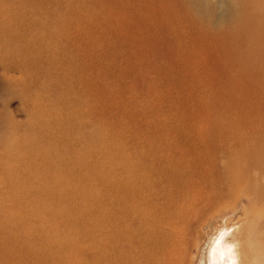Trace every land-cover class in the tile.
Here are the masks:
<instances>
[{
  "label": "bare ground",
  "instance_id": "obj_1",
  "mask_svg": "<svg viewBox=\"0 0 264 264\" xmlns=\"http://www.w3.org/2000/svg\"><path fill=\"white\" fill-rule=\"evenodd\" d=\"M106 1L132 6L163 55L179 50L174 41L188 40L175 85L190 84L201 68L227 86L206 83L209 100L202 103L195 91L181 93L204 112L194 115L195 135L140 139L116 162L110 205L96 209L93 233L84 225L68 235L58 221L66 206L58 213L52 207L65 202L64 185L87 188L95 175L91 163L67 138L52 136L43 124L33 127L25 149L0 157V205L18 209L16 216L2 215L0 264L67 263L63 249L78 238L87 243L84 254H94L93 264H264V113L257 99L241 96L249 89L244 72L259 67L252 61L228 72L220 59L232 61L231 51L248 43H259L254 50L264 53V0H232L233 15L221 26L218 0ZM242 213L252 216L250 224L228 223L229 215Z\"/></svg>",
  "mask_w": 264,
  "mask_h": 264
},
{
  "label": "rangeland",
  "instance_id": "obj_2",
  "mask_svg": "<svg viewBox=\"0 0 264 264\" xmlns=\"http://www.w3.org/2000/svg\"><path fill=\"white\" fill-rule=\"evenodd\" d=\"M231 1L218 0L220 26L233 15L227 10ZM135 12L118 1L109 6L106 0H0V157L19 146L25 149L37 124L83 152L93 179L87 188L64 185L66 203L52 205L55 213L66 206L64 219L58 221L66 223L68 235L84 225L95 231L96 209L101 203L110 205L112 170L140 139L195 135L199 126L194 115L203 111L192 109L182 92L195 91L202 103L209 100L206 83L219 80L227 86L215 72L201 68L188 79L190 84L175 85L187 62L183 53L188 40L174 41L179 50L163 55L159 42L140 29ZM258 44L237 46L228 63L220 59L228 72L256 62L257 73L244 72L249 89L241 96L257 99L264 113V53L256 54ZM53 191L59 194L62 187ZM6 214L16 216L18 209L11 203L0 205V222ZM236 214L227 219L234 228L250 224V214ZM86 245L83 239L71 240L63 249L69 260L56 264H93L94 254L83 252Z\"/></svg>",
  "mask_w": 264,
  "mask_h": 264
}]
</instances>
